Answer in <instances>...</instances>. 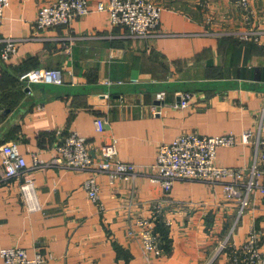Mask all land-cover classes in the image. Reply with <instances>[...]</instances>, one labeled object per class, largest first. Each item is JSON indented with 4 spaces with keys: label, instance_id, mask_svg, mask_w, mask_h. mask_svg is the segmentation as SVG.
I'll use <instances>...</instances> for the list:
<instances>
[{
    "label": "crops",
    "instance_id": "1",
    "mask_svg": "<svg viewBox=\"0 0 264 264\" xmlns=\"http://www.w3.org/2000/svg\"><path fill=\"white\" fill-rule=\"evenodd\" d=\"M52 1L10 0L5 10L0 49L3 38L13 37L18 51L0 59V149L14 142L28 163L35 155L50 161L76 131L98 159L99 147L117 138V158L140 171L114 183L98 173L95 203L84 188L91 171L42 167L27 174L41 205L30 211L19 190L24 178L3 180L0 151V249L50 255L45 264H228L233 247L254 231L264 252V198H252L239 217L221 184L178 179L166 195L148 171L159 144L181 133L256 129L264 47L242 35L253 29L264 42V0H250L251 23L235 0H151L162 9L161 21L145 37L112 27L108 12L95 10L106 0H88L92 11L69 25L37 31L38 9ZM34 67L63 69L64 83L20 87L19 75ZM184 93L190 94L185 108L179 105ZM96 117L105 119L103 132ZM254 151L253 143L220 147L217 163L249 166ZM159 199L160 249L145 252L136 222L151 218Z\"/></svg>",
    "mask_w": 264,
    "mask_h": 264
},
{
    "label": "built area",
    "instance_id": "2",
    "mask_svg": "<svg viewBox=\"0 0 264 264\" xmlns=\"http://www.w3.org/2000/svg\"><path fill=\"white\" fill-rule=\"evenodd\" d=\"M243 14L244 20L251 23L252 8L250 0H235ZM10 0H0V27L4 13ZM96 11H106L109 14L110 25L126 29L134 36L145 37L158 31L161 21V7L151 0H106L99 1ZM92 11L88 0H54L45 3L38 9L35 29L42 31L71 24L76 18L88 15ZM246 41L262 43L261 35L256 30H248L242 35ZM0 59L10 60L17 54L18 43L13 37L2 39ZM23 87L32 84L64 83V71L61 68L34 67L19 75ZM165 91L157 93L158 100H163ZM190 94H182L180 106H189ZM98 132L105 130V119L95 118ZM118 139L99 147L100 159L88 149L87 139L76 131L70 132L55 150L56 155L50 161L34 156L33 162L28 163L24 154L14 142L4 144L2 153L3 180L12 181L24 178L20 183L21 197L30 211L41 209L37 199L36 183L32 176L27 175L51 164L71 169L91 171L84 181L88 197L99 203V185L96 175L106 173L111 183L118 179L130 180L140 171V167L131 162L117 158ZM255 145L254 159L249 166L233 167L217 163V151L220 147L239 144ZM159 182L166 193L171 192L174 182L178 179L202 180L213 184H221L224 199L234 201L238 205V216L241 217L249 207L252 198H264V105L258 117L256 129L244 130L241 135L233 132L221 135H207L198 132H184L170 142L159 144L156 161L148 170ZM160 200V199H159ZM166 200V199H165ZM164 199L156 201V210L151 218L137 220L141 230L142 245L145 252L160 249V235L155 229L156 221L161 215ZM170 222L168 221L167 224ZM227 241L222 248H227ZM2 264H45L50 255L37 252L29 256L25 248L3 247L0 249ZM228 264H264V252L260 237L254 231L250 232L246 241L239 247H233L228 258Z\"/></svg>",
    "mask_w": 264,
    "mask_h": 264
},
{
    "label": "trees",
    "instance_id": "3",
    "mask_svg": "<svg viewBox=\"0 0 264 264\" xmlns=\"http://www.w3.org/2000/svg\"><path fill=\"white\" fill-rule=\"evenodd\" d=\"M27 71V70H26ZM19 84H20V87H22L23 85H22V83L19 81Z\"/></svg>",
    "mask_w": 264,
    "mask_h": 264
}]
</instances>
